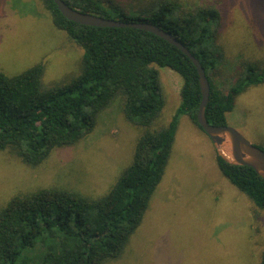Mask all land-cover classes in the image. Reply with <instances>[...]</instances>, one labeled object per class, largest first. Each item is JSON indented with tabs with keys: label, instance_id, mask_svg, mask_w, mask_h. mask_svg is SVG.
Instances as JSON below:
<instances>
[{
	"label": "trees",
	"instance_id": "obj_1",
	"mask_svg": "<svg viewBox=\"0 0 264 264\" xmlns=\"http://www.w3.org/2000/svg\"><path fill=\"white\" fill-rule=\"evenodd\" d=\"M41 1L54 25L82 46V71L52 87L43 84L42 63L16 75L0 71V150H11L28 165L38 166L55 149L91 133L98 115L117 98L126 119L141 133L130 164L99 197L60 186L12 196L0 210V264H106L122 255L142 222L172 156L180 117L188 115L203 130L197 119L202 100L199 73L177 46L150 31L83 25L66 18L54 0ZM64 1L106 18L154 23L184 43L210 81L206 117L211 124L227 125L236 97L264 83V60L254 57L242 58L226 91L215 81L227 57L222 39L233 36L227 28L232 0H140L139 8L121 0ZM247 1L253 9L256 0ZM247 11H236L238 26L253 25ZM157 66L183 78L181 103L164 128L153 127L166 104ZM217 164L264 210L262 176L218 153Z\"/></svg>",
	"mask_w": 264,
	"mask_h": 264
},
{
	"label": "rangeland",
	"instance_id": "obj_2",
	"mask_svg": "<svg viewBox=\"0 0 264 264\" xmlns=\"http://www.w3.org/2000/svg\"><path fill=\"white\" fill-rule=\"evenodd\" d=\"M121 1L135 8L141 4ZM232 3L227 28L233 36L222 39L227 57L214 76L225 91L243 57L264 60V0H256L254 10L247 0ZM241 8L252 14L253 25L238 26L236 11ZM83 53L79 43L54 25L41 0H0V71L16 75L42 63L43 84L52 87L81 74ZM157 68L166 104L153 127L164 128L181 103L183 78L168 67ZM227 120L264 150V83L239 94ZM179 121L172 156L142 222L122 255L106 264H260L264 210L222 173L210 137L188 115ZM140 133L117 98L98 115L91 133L55 149L38 166L0 150V210L12 196L45 187L103 195L130 164Z\"/></svg>",
	"mask_w": 264,
	"mask_h": 264
},
{
	"label": "water",
	"instance_id": "obj_3",
	"mask_svg": "<svg viewBox=\"0 0 264 264\" xmlns=\"http://www.w3.org/2000/svg\"><path fill=\"white\" fill-rule=\"evenodd\" d=\"M61 13L71 21L95 27H132L150 31L177 46L195 64L199 73L202 100L197 119L204 132L210 137L217 153L234 165L249 166L264 178V150L246 139L234 127L211 124L206 117L210 100L211 85L201 61L174 35L160 26L146 21H123L82 12L69 6L64 0H54Z\"/></svg>",
	"mask_w": 264,
	"mask_h": 264
}]
</instances>
